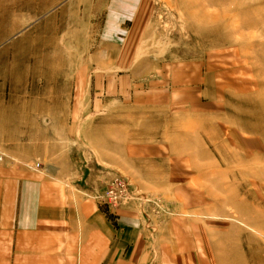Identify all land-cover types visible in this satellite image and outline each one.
I'll use <instances>...</instances> for the list:
<instances>
[{
	"label": "rangeland",
	"instance_id": "rangeland-1",
	"mask_svg": "<svg viewBox=\"0 0 264 264\" xmlns=\"http://www.w3.org/2000/svg\"><path fill=\"white\" fill-rule=\"evenodd\" d=\"M0 121V264H264V0H0Z\"/></svg>",
	"mask_w": 264,
	"mask_h": 264
},
{
	"label": "built area",
	"instance_id": "built-area-1",
	"mask_svg": "<svg viewBox=\"0 0 264 264\" xmlns=\"http://www.w3.org/2000/svg\"><path fill=\"white\" fill-rule=\"evenodd\" d=\"M124 190H125V183L122 180V178H115L109 185V188L104 196H106L109 201H112V203H115L118 199H120L121 196V195L117 196L115 194L117 193L124 194Z\"/></svg>",
	"mask_w": 264,
	"mask_h": 264
},
{
	"label": "crops",
	"instance_id": "crops-1",
	"mask_svg": "<svg viewBox=\"0 0 264 264\" xmlns=\"http://www.w3.org/2000/svg\"><path fill=\"white\" fill-rule=\"evenodd\" d=\"M1 123L2 122L0 121V143H2V141L4 142V140L5 141L8 140V142L10 143L11 141L18 139L16 138L18 137L17 134L21 133L20 128L18 126H14L13 129H10V128H6V126H2ZM3 144L1 145V148L10 151V148H12L11 145H8V149H7L6 147L7 144L5 145Z\"/></svg>",
	"mask_w": 264,
	"mask_h": 264
}]
</instances>
